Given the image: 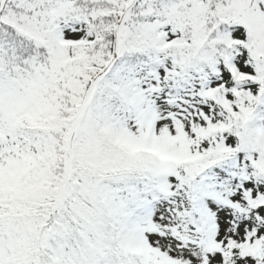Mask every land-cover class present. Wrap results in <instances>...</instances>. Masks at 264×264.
I'll use <instances>...</instances> for the list:
<instances>
[{
    "label": "snow or ice",
    "instance_id": "6c2138e0",
    "mask_svg": "<svg viewBox=\"0 0 264 264\" xmlns=\"http://www.w3.org/2000/svg\"><path fill=\"white\" fill-rule=\"evenodd\" d=\"M0 264H264V0H0Z\"/></svg>",
    "mask_w": 264,
    "mask_h": 264
}]
</instances>
